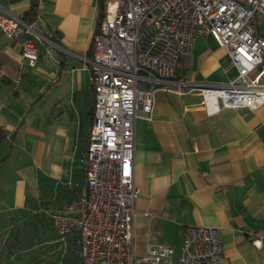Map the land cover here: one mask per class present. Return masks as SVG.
<instances>
[{
    "label": "crops",
    "instance_id": "obj_1",
    "mask_svg": "<svg viewBox=\"0 0 264 264\" xmlns=\"http://www.w3.org/2000/svg\"><path fill=\"white\" fill-rule=\"evenodd\" d=\"M99 3L42 0L40 14L57 37L39 48L34 66L0 29V124L7 130L0 166L12 164L17 177L11 183L0 174L2 202H7L5 186L12 188V202L2 206L9 215L25 205L28 190L41 192L40 176L50 179L52 196L60 184L83 190L95 104L88 60ZM26 9L16 13L0 4V12L23 15ZM261 15H256V29L264 36L257 23ZM237 75L229 52L206 35L194 40L175 76L160 84L151 117L139 109L132 165L138 189L135 256L144 255L149 243L166 242L178 257L185 226L210 225L219 228L232 264H264V246L256 247L248 237L264 236V105L225 106L208 114L197 90L167 89L186 91ZM21 90L36 97L21 99Z\"/></svg>",
    "mask_w": 264,
    "mask_h": 264
},
{
    "label": "built area",
    "instance_id": "obj_2",
    "mask_svg": "<svg viewBox=\"0 0 264 264\" xmlns=\"http://www.w3.org/2000/svg\"><path fill=\"white\" fill-rule=\"evenodd\" d=\"M41 1L31 21L0 12V29L17 42L22 58L32 66L40 55L37 42L54 43L40 14ZM99 1L102 10L88 60L95 104L85 185L80 194L49 212L56 233L64 243L79 233L81 264H232L219 228L210 225H186L178 257L166 242L149 243L144 255L135 256L136 120L139 109L151 117L160 84L175 76L194 40L209 34L229 52L237 77L186 91L167 89L197 90L208 114L225 106H263L264 36L256 29V15L264 14V0ZM248 237L256 247L264 246V236Z\"/></svg>",
    "mask_w": 264,
    "mask_h": 264
},
{
    "label": "trees",
    "instance_id": "obj_3",
    "mask_svg": "<svg viewBox=\"0 0 264 264\" xmlns=\"http://www.w3.org/2000/svg\"><path fill=\"white\" fill-rule=\"evenodd\" d=\"M99 4L102 10V3ZM37 13L38 2L32 0L29 8L23 12V17L27 21H31ZM56 37V34L53 33L55 40ZM6 139L7 130L4 125L0 124V146ZM39 178V188H41L39 199L28 198L23 207L18 208L15 214L13 213L7 218V222L12 225L6 236L2 240L0 239V264H20L21 258L24 257L29 258L23 264H81L79 233L73 232L64 243L52 225L48 208L68 202L80 194L82 189L60 184L57 186L58 193L52 196L48 189L50 179L45 176ZM45 241L52 244L51 251L48 254L42 252L35 256V260H32L30 255L35 253L33 250L40 247Z\"/></svg>",
    "mask_w": 264,
    "mask_h": 264
},
{
    "label": "rangeland",
    "instance_id": "obj_4",
    "mask_svg": "<svg viewBox=\"0 0 264 264\" xmlns=\"http://www.w3.org/2000/svg\"><path fill=\"white\" fill-rule=\"evenodd\" d=\"M0 4H2V6L13 10L16 13H20L22 12L24 9H26L28 7L29 4V0H14V1H10V0H0ZM257 23L259 24V27L264 31V14H262L259 18V20L257 21ZM38 46L40 49H43V42L42 41H38L37 42ZM22 91V90H21ZM32 92V94H31ZM21 99H33L35 96L34 91H30L29 94H27V92H23L21 93ZM4 148H0V157L2 156V153L4 152ZM0 174H5V177L10 180V182L12 183L13 180H16V174H15V170L12 164H8L5 163L3 164V166H0ZM30 190H28V195L31 196V198L35 199H39V192L36 190L33 191V194H30ZM5 194L7 197V202H2L0 200V239L2 240L4 236H6L8 229L10 228V226L12 224H9L6 221V218H8L10 215V211L5 210L2 206L3 204L7 205L8 202H12L11 198H12V188L10 189V186L7 185L5 186ZM63 204V203H62ZM59 206V205H58ZM57 207V206H56ZM52 208H48V212H50ZM18 210L15 209V211H12V213L17 212ZM59 237V236H58ZM60 238V237H59ZM46 240V239H45ZM52 244H50V242L45 241L40 247H38L37 249H34L33 251L35 252L34 254L30 255L32 260H35V256L36 255H40L42 254V252H44L45 254L49 253L51 251V247ZM57 251V250H56ZM27 258L29 257H24L21 258V263L23 264L27 261Z\"/></svg>",
    "mask_w": 264,
    "mask_h": 264
}]
</instances>
